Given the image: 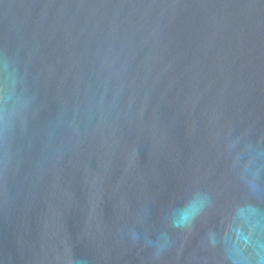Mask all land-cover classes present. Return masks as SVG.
Returning a JSON list of instances; mask_svg holds the SVG:
<instances>
[{
  "label": "water",
  "instance_id": "1",
  "mask_svg": "<svg viewBox=\"0 0 264 264\" xmlns=\"http://www.w3.org/2000/svg\"><path fill=\"white\" fill-rule=\"evenodd\" d=\"M0 264H264V0H0Z\"/></svg>",
  "mask_w": 264,
  "mask_h": 264
}]
</instances>
